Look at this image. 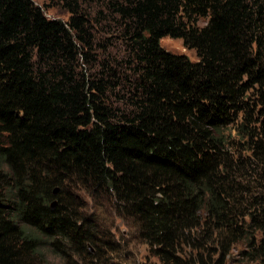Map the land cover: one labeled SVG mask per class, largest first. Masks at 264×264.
I'll list each match as a JSON object with an SVG mask.
<instances>
[{
    "label": "trees",
    "instance_id": "obj_1",
    "mask_svg": "<svg viewBox=\"0 0 264 264\" xmlns=\"http://www.w3.org/2000/svg\"><path fill=\"white\" fill-rule=\"evenodd\" d=\"M70 7L0 0V264L92 255L105 202L153 264H264V0H109L129 75L78 71L88 19Z\"/></svg>",
    "mask_w": 264,
    "mask_h": 264
},
{
    "label": "rangeland",
    "instance_id": "obj_2",
    "mask_svg": "<svg viewBox=\"0 0 264 264\" xmlns=\"http://www.w3.org/2000/svg\"><path fill=\"white\" fill-rule=\"evenodd\" d=\"M40 7L48 19L67 21L72 15L70 3L76 1L79 5L80 15L88 19L86 29L89 31L90 48L88 59L83 56L78 63L79 72L95 74L99 71L102 63L107 60L111 64H120L118 67L121 74L129 75L128 55L125 46L119 40L116 20L106 7L109 0H33ZM207 19H200L198 25L204 26ZM84 44L82 45V47ZM161 46L172 53L186 55L191 62H197L198 57L194 50L185 49L181 39L166 37L161 40ZM129 86L125 88L127 92ZM116 105H120L119 103ZM59 188V187H58ZM88 202L85 195H80V204ZM95 205V204H94ZM85 210V209H84ZM97 216L99 223L93 227L94 242L84 245L90 249L92 255L86 254L84 249L75 245L67 246L66 262L59 256L48 252L47 264H92L94 256H98L99 264H153L158 259L152 256L146 244L137 240L135 230L120 219L110 203L98 206ZM226 264H252L234 252Z\"/></svg>",
    "mask_w": 264,
    "mask_h": 264
},
{
    "label": "water",
    "instance_id": "obj_3",
    "mask_svg": "<svg viewBox=\"0 0 264 264\" xmlns=\"http://www.w3.org/2000/svg\"><path fill=\"white\" fill-rule=\"evenodd\" d=\"M59 191H60V188H56L55 191H54V195L56 196L59 193ZM57 203H58V200L57 199H55L52 202L51 206H52L53 209L56 207Z\"/></svg>",
    "mask_w": 264,
    "mask_h": 264
}]
</instances>
